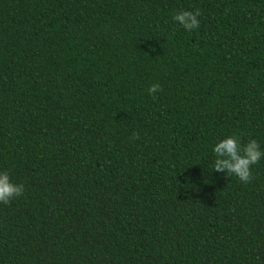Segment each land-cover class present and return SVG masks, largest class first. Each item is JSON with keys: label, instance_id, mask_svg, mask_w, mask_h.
Segmentation results:
<instances>
[{"label": "trees", "instance_id": "16d2710c", "mask_svg": "<svg viewBox=\"0 0 264 264\" xmlns=\"http://www.w3.org/2000/svg\"><path fill=\"white\" fill-rule=\"evenodd\" d=\"M233 135L264 151V0H0V264H264Z\"/></svg>", "mask_w": 264, "mask_h": 264}, {"label": "clouds", "instance_id": "9594fccd", "mask_svg": "<svg viewBox=\"0 0 264 264\" xmlns=\"http://www.w3.org/2000/svg\"><path fill=\"white\" fill-rule=\"evenodd\" d=\"M201 15L195 11L183 10L177 12L173 19L186 31L191 32L199 27L198 17ZM161 88L158 83L152 84L148 92L154 95ZM132 139H140L139 133H133ZM213 151L216 155L214 171L226 173L227 176H236L242 183H250L253 179L252 166L258 164L264 158V151L255 139L241 144L239 137L233 135L218 141ZM23 184L14 183L8 172H0V203L9 204L14 198L23 195Z\"/></svg>", "mask_w": 264, "mask_h": 264}]
</instances>
